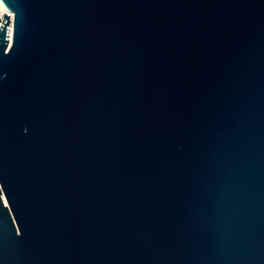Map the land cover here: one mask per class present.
<instances>
[{
    "label": "water",
    "instance_id": "1",
    "mask_svg": "<svg viewBox=\"0 0 264 264\" xmlns=\"http://www.w3.org/2000/svg\"><path fill=\"white\" fill-rule=\"evenodd\" d=\"M0 264H264V0H2Z\"/></svg>",
    "mask_w": 264,
    "mask_h": 264
},
{
    "label": "built area",
    "instance_id": "2",
    "mask_svg": "<svg viewBox=\"0 0 264 264\" xmlns=\"http://www.w3.org/2000/svg\"><path fill=\"white\" fill-rule=\"evenodd\" d=\"M4 13L11 15V17L13 19L14 15L7 9V7L5 6L3 1L0 0V27L2 26V23H3L2 16L4 15Z\"/></svg>",
    "mask_w": 264,
    "mask_h": 264
}]
</instances>
